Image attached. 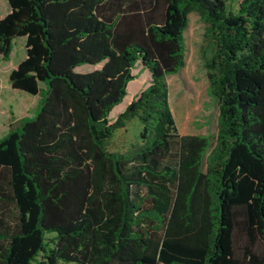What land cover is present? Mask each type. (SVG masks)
<instances>
[{
  "label": "trees",
  "instance_id": "obj_1",
  "mask_svg": "<svg viewBox=\"0 0 264 264\" xmlns=\"http://www.w3.org/2000/svg\"><path fill=\"white\" fill-rule=\"evenodd\" d=\"M8 2L0 60L19 38L26 58L0 73V264H264V0ZM192 13L220 110L206 168L169 95ZM133 119L139 141L110 151Z\"/></svg>",
  "mask_w": 264,
  "mask_h": 264
},
{
  "label": "rangeland",
  "instance_id": "obj_2",
  "mask_svg": "<svg viewBox=\"0 0 264 264\" xmlns=\"http://www.w3.org/2000/svg\"><path fill=\"white\" fill-rule=\"evenodd\" d=\"M230 9L236 8L237 0H226ZM8 0H0V19L4 18L10 12ZM205 24L197 13H192L189 16V23L185 31L186 43V62L182 70L177 74L168 77L170 105L173 116L177 123L178 132L180 135H198L208 136L211 141V147L205 156L204 166L206 168V158L213 149L218 135V119H219V104L216 100L209 96V80L207 70L204 66L202 50L206 47L204 39ZM26 38H19L14 45V53L10 61L5 62L0 60L2 70L5 75L25 59L26 56ZM143 76H139L136 81H141ZM146 78V77H145ZM201 84L205 87L201 111L188 118L186 107L182 104L180 96H183L189 91L191 84ZM14 97L20 98L19 93L12 94ZM187 127V130H186ZM142 131V125L138 119H133L125 129L116 131L114 139L110 143L109 150L112 152L125 153L139 141V136ZM175 154V153H173ZM174 156V155H173ZM175 158L171 157L170 162H174Z\"/></svg>",
  "mask_w": 264,
  "mask_h": 264
},
{
  "label": "crops",
  "instance_id": "obj_3",
  "mask_svg": "<svg viewBox=\"0 0 264 264\" xmlns=\"http://www.w3.org/2000/svg\"><path fill=\"white\" fill-rule=\"evenodd\" d=\"M25 50H26V47H25ZM13 53H14V50H13V52H12V55H13ZM12 55H11V57H12ZM25 58H26V56H25ZM3 72H4V70H2V66L0 65V73H3ZM2 90H3V85H2V81H1V79H0V104H1V99H2V96H1ZM17 116H18V115H17ZM24 116H25V115L21 114L19 117L22 118V117H24Z\"/></svg>",
  "mask_w": 264,
  "mask_h": 264
},
{
  "label": "water",
  "instance_id": "obj_4",
  "mask_svg": "<svg viewBox=\"0 0 264 264\" xmlns=\"http://www.w3.org/2000/svg\"><path fill=\"white\" fill-rule=\"evenodd\" d=\"M10 5V4H9Z\"/></svg>",
  "mask_w": 264,
  "mask_h": 264
}]
</instances>
